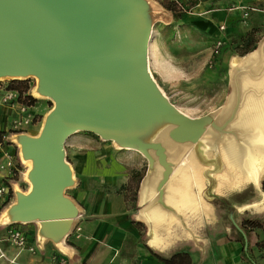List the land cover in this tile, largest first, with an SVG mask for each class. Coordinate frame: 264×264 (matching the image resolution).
Returning a JSON list of instances; mask_svg holds the SVG:
<instances>
[{"label":"crops","instance_id":"1","mask_svg":"<svg viewBox=\"0 0 264 264\" xmlns=\"http://www.w3.org/2000/svg\"><path fill=\"white\" fill-rule=\"evenodd\" d=\"M199 3L194 7H199ZM205 3L208 6L197 9L196 14L205 18L198 22V26L211 31L212 36L220 35L218 26L224 24L226 29L222 35L235 40V35H241V31L236 33L235 30H246L252 24L249 18L247 22L245 20L246 28L241 21L236 23L241 20L244 9H228L230 5L240 3L252 8L254 2L250 0H211ZM252 13L248 11V16ZM260 17L264 21V14ZM150 53L153 68L157 56L152 48ZM222 56L216 58L215 64ZM163 65L167 68L169 63ZM229 82L232 83V92L223 102V106L231 103L225 119H228L225 139L218 143L223 146L216 145L213 157L209 159L212 167L208 172L200 168L190 172L183 161L178 167H165L160 174H157V168H153L144 175L137 188L136 200L131 201L125 198L129 177L121 176L124 157L115 153L108 155L104 145L99 144L100 151L85 150L78 155L76 144L92 142H69V150L74 154L75 177H81V183L73 185L68 197L74 215L55 220H0L1 251L9 258L15 257V264H51L54 255L63 257L67 264H168L163 259L175 253H187L190 264H253L243 256L246 242L254 262L264 264V189L261 186L264 142L260 137L264 131L240 122L244 108L250 107L251 98L264 94V75H233ZM5 113L3 110L0 122ZM234 116H237L236 120L228 124ZM210 125L219 129L217 124ZM228 143L241 147L238 162H234L231 152L225 150ZM255 147L256 150L252 151ZM184 155L188 156L189 152ZM16 185L15 181L12 192L16 197L10 199L6 211L16 210L19 197L31 192L29 188L28 192L19 194ZM154 212L160 213L166 223L161 239L153 228ZM244 220L260 223V227L248 229L246 240L240 234ZM10 226L24 231L34 253L28 250L18 252L3 240ZM0 264L12 263L0 257Z\"/></svg>","mask_w":264,"mask_h":264},{"label":"water","instance_id":"2","mask_svg":"<svg viewBox=\"0 0 264 264\" xmlns=\"http://www.w3.org/2000/svg\"><path fill=\"white\" fill-rule=\"evenodd\" d=\"M117 10L122 8L106 1L100 6L91 0H0V70L40 73L42 81L39 86L42 93H50L56 101L55 109L48 116L50 118L65 107L64 90H67L71 80H79L76 66L78 50L85 53L91 47L106 44L112 46L114 52L95 56L89 67L90 80L106 95L100 109H113L107 120L101 119L98 122L101 127L108 129L122 123L129 129V142H119L121 146L137 147L140 150L155 148L161 163L170 169L163 161L164 157L159 154L163 147L156 142L140 140L138 135L130 130L131 125L134 121L143 125L154 120L161 121L157 118L158 113L167 118V123H178L181 128L183 125L194 123L176 114L167 98L152 82H134L128 92L124 93L102 76L104 71L112 73L125 67L124 74L132 79L137 78L141 72L136 62L131 61L128 42L112 22V13ZM68 16L75 20L74 29L67 27ZM144 43L143 37V63L146 62ZM60 51L63 56L71 58L68 66L67 60L61 61ZM50 61L54 62L55 66H46ZM64 65L63 69H59ZM142 68L145 69V65ZM138 96L145 98L149 109L148 113L141 117L133 108L134 99ZM159 125L162 126V123ZM49 130L36 142H32V148L29 150L37 157L36 169L34 165L30 174L34 177V170L37 172V184L33 185L28 195L20 196L27 199L25 214L31 219L26 221L67 219L74 215L73 204L63 195L70 181L62 183L64 167L68 166L64 161L62 145L65 138L74 131L87 129L66 123L57 134ZM66 206L72 211L68 216L63 215ZM56 214L61 216H53ZM47 215L53 217L49 218ZM246 247L245 242L244 248Z\"/></svg>","mask_w":264,"mask_h":264},{"label":"rangeland","instance_id":"3","mask_svg":"<svg viewBox=\"0 0 264 264\" xmlns=\"http://www.w3.org/2000/svg\"><path fill=\"white\" fill-rule=\"evenodd\" d=\"M146 1L149 8L142 13L145 42L144 57L146 61L149 59V47L152 48L157 56L155 66L151 67L153 77L159 84L161 91L167 96V101L172 105V108L175 110L174 112L196 124L199 131L197 134H191L179 140L173 136V133L180 131L181 125L178 123H167L166 139H168L167 143L169 145L157 140H144V142H156L162 147L165 146L166 156L163 161L167 163L169 168L178 167V163L183 161L186 163L184 166L196 163L200 169L208 172L209 167L212 166H209V162L207 161L213 157L212 153L216 150V145L220 147L219 141L225 139V123L228 119L221 122L218 114L225 98L229 97L232 92V83L230 84L229 82L230 77L241 74L264 75V21L260 17L261 14H264V0H250L254 2V7L252 8L241 3L237 4L240 7L247 8L244 11L248 10L253 13L247 18L242 15L241 20L236 21V23L241 21L244 28H246V22L249 18L252 24L246 30L244 28V30H235L236 33L241 31V35H235V40L232 37L231 42L234 44L238 36H243L240 40L241 46L235 47L231 45L217 64L215 62L210 63L209 61L210 48L215 36L210 34L211 31L209 32V30L198 26V22L205 18H200L201 16L196 14L197 9L208 6V3H205V1L209 2L211 0H199L200 6L191 8L180 19L172 18L171 12L163 7V0ZM174 1L177 2L180 8H186L189 0ZM245 48L248 49V52L242 55L241 52ZM250 55H252L250 59L251 62L253 61L254 68L244 65V62L241 63V61H246V58ZM234 59L241 63L234 66L235 68L232 67ZM158 63L160 66L156 67ZM166 63H169L167 68L163 65ZM12 79L26 80L29 92L36 97L34 98L35 119L31 125L24 128L23 132L18 135L24 138L27 133L32 132L34 137H37L39 136L38 131L42 124L45 123L48 116L55 109L56 101L52 97L42 95L39 81L34 76L27 78H3L0 79V86L8 84ZM236 118L237 116H234L228 124L235 121ZM210 124H217L216 126L219 129L213 128ZM252 126L254 128L260 127L264 131V128H262L264 127L263 121L258 123V125ZM8 137L11 138L12 136L8 134ZM16 137L17 135L12 137V142H15L14 147L19 168L16 189L21 194L28 192L29 188L32 191L33 184L30 181V174L34 169V164L29 165L25 160L21 148L16 143ZM260 137L261 142H264V134H261ZM69 142H92L89 144H76L75 150L78 155L85 150L100 151L102 147L97 148L99 144V146L104 145V149L108 152V155L115 153L124 157L125 159L122 160L124 169L121 170V176L127 175L129 177L127 184L128 182L130 184L131 176H134L131 190L126 193L127 198L131 197L136 185H139L149 170L157 168V174H160L161 170L165 168L155 148L140 150L137 147H123L119 142L105 139L91 131L76 130L65 138L62 145L64 161L74 173L73 179L63 192L64 197L70 202L72 201L68 197H70V192L73 190V185L80 184L81 177H75V165L72 159L74 154L69 150ZM214 144L215 147L213 146ZM198 146L201 147L200 152ZM188 152V156H183V154ZM181 156L183 158H180ZM136 173L137 175H133ZM193 181L191 179L190 183H193ZM188 186L192 187V184H188ZM14 196L16 197L14 192H11L9 199L0 206V218L2 213L9 207L11 198ZM6 225H4L3 229Z\"/></svg>","mask_w":264,"mask_h":264},{"label":"bare ground","instance_id":"4","mask_svg":"<svg viewBox=\"0 0 264 264\" xmlns=\"http://www.w3.org/2000/svg\"><path fill=\"white\" fill-rule=\"evenodd\" d=\"M93 3L103 6L106 2H111L117 7H121L122 10H117L112 13V22L115 26H117L120 30L121 35L126 39V41L129 44L130 47V55H131V61L132 63L136 62V64L140 67V75L132 79L129 76H126L124 74L125 68H120L116 70L115 72L108 73L104 71L102 73V76L109 80L112 84L117 86L120 90H122L124 93H127L130 86L134 82H152L155 86V88L162 93L166 98L167 96L161 91V88L155 78L153 77L151 73V57H150V47H149V59L145 63L142 62L141 59V52L143 48V37H144V25H143V18L142 13L145 12L149 5L147 4L146 0H91ZM64 20V19H63ZM75 20L72 19V17L67 18L68 25L67 27H72L74 29V22ZM69 30V29H67ZM114 52V49L112 46L106 44V45H99L96 47L89 48L85 53L83 51L78 50V59L76 60V66L79 72V80H71L70 84L67 87V90H64V102L66 103L65 107L60 109L53 117L48 118V120L45 121L44 124H42L40 130L38 131L39 136L34 137V134L27 133L24 138H22L20 135H17L16 137V143L22 150V155L24 156L25 160L29 165H35L36 169V162L37 157L29 152V150L32 148V142H36L40 136H42L46 131H53V133H58L60 130L63 129L64 125L66 123L69 124H76L80 125L83 128L92 131L93 133L105 138V139H111L116 142H129V135H128V128L124 126L122 123L118 124L113 129H108L101 127L99 124V120H107L110 116L111 112H113V109L110 107L102 111L100 109V104L105 98L104 92L99 89L91 80L89 77V67L90 63L93 60V58L97 55L103 54V53H112ZM61 61L67 60V66L70 63V57H66L62 55V51L59 53ZM251 56L246 58V61H241V63L244 62V65L246 66H253V61L251 62ZM131 63V64H132ZM238 61L236 59L233 60L232 67L238 65ZM239 63V64H241ZM49 65L50 67L52 65L55 66L54 62H47L46 66ZM66 65V64H65ZM65 65L62 68L65 67ZM145 65V69L142 68V66ZM235 68V67H234ZM118 72V73H116ZM34 76L38 79V81L41 83L42 76L40 73L36 71H7V70H0V79L3 78H27ZM46 92V91H45ZM43 93L42 95L51 97V94L49 93ZM250 107H245L243 110V113L240 117V122H242L243 125H246L247 123H250L252 125L256 123H260L261 121L264 122V94H262L258 98H251L250 101ZM145 98L142 96L135 97L133 102V108L136 110L137 114H139V117L144 116V114H147L149 109L146 105ZM231 103L230 101L227 103V105L222 106V108L219 110L218 117L221 121H224L228 114ZM157 118H160L161 121H152L146 125H143L137 121H134L131 125L130 130L133 133H136L138 135V138L140 140H157L159 142L167 143L166 139V130L168 128L167 124V118L163 116L161 113L157 115ZM242 118L244 120H242ZM162 123V126L159 124ZM199 131L198 126L196 124L192 125H183L180 131H176L173 133V136H175L177 139L182 140L185 137L191 135V134H197ZM200 146H198V150L200 152ZM225 150L228 152H231L234 162L239 161L240 151L241 147L239 144L234 143H228L226 144ZM253 150H256V147ZM160 157L166 156V148L165 146L160 149L159 151ZM239 154V156H238ZM201 156V155H200ZM201 157H204L203 155ZM209 162V161H207ZM65 171L63 174L64 180L62 183H67L71 181L74 177V173L72 172L71 168L69 166L65 165ZM185 168L187 170L196 172L199 169L198 164L192 163L191 165H186ZM35 172V173H34ZM34 177L30 175V181L35 186L37 175L36 171L34 170ZM184 171H182L183 173ZM32 173V174H33ZM184 181L187 182V179L184 178ZM20 200V201H19ZM18 200V205L16 210L8 209L4 214H2L0 220L6 221L9 218L17 221H26L30 220L31 218H28L25 214V207H26V200L25 197H20ZM71 208L65 207V212L63 215L68 216L71 214ZM49 216V215H47ZM53 216H61V214H56ZM53 216H49L53 217ZM152 221H153V228L155 230V234L157 237H161L162 233L166 230V223L164 221L163 216L160 213L154 212L152 214ZM161 239V238H160ZM164 244V243H163ZM162 245V244H161ZM165 245V244H164ZM159 246V244H158Z\"/></svg>","mask_w":264,"mask_h":264},{"label":"built area","instance_id":"5","mask_svg":"<svg viewBox=\"0 0 264 264\" xmlns=\"http://www.w3.org/2000/svg\"><path fill=\"white\" fill-rule=\"evenodd\" d=\"M247 9L244 7L231 5L229 10ZM242 15L248 16L245 10ZM226 29L224 24L218 26L220 35L216 36L210 48V63L219 58L225 42L222 32ZM33 94L29 88L22 90L18 87L9 86L8 84L0 86V117L4 110L5 118L0 122V206L9 199L12 192V185L16 181L19 168L16 160L15 142L8 137V134L16 136L23 132L24 128L31 125L35 119V103ZM33 99V100H32ZM10 246L19 251L28 250L34 253V247L28 245L27 237L24 231L16 226H10L6 229L4 239ZM0 257L5 258L9 263L15 264V257H7L0 249ZM51 264H67L63 257L54 255L51 257Z\"/></svg>","mask_w":264,"mask_h":264},{"label":"trees","instance_id":"6","mask_svg":"<svg viewBox=\"0 0 264 264\" xmlns=\"http://www.w3.org/2000/svg\"><path fill=\"white\" fill-rule=\"evenodd\" d=\"M198 2H199V0H189L186 8H180L178 6L177 2H175L174 0H163L162 1V5H163V7L166 10L171 12V15H172L173 19H180L183 16H185L187 14V12H189L190 9L192 7H194ZM242 37H241V39H242ZM230 39H227V37H225V42H224V45H223V48H222L220 56H222L225 53V51L231 47V45H234L235 47L241 46V43H240L241 39L238 38L237 40H238L239 43L235 42L234 44H232ZM247 52H248V49L245 48L241 52V54L243 55V54H245ZM26 83H27L26 80L24 81V80H19V79H12V80H10L8 82V85L9 86L18 87V88H20L22 90H26L28 88ZM133 175H137V173L133 174ZM133 177L134 176H131V182H130V184L128 182V184L126 186V189H127L126 193L129 190H131ZM135 177H137V176H135ZM137 186H138V184L136 185V188L132 192L131 197L127 198V194H125V198L126 199L131 200V201H135L136 200V194H137V188H138ZM261 186L264 189V177H263V179L261 181ZM254 227H260V223L257 222V221H254V220H244L243 223H242V228L243 229L240 231L241 238L246 240L247 239V231H248V229H252ZM243 256H244V258L250 260L253 264H256L254 262V260L252 259L250 253H249L248 247H246V249L243 250ZM163 260L166 263H168V264H190V257H189V255L187 253H175V254L171 255L169 258H164Z\"/></svg>","mask_w":264,"mask_h":264}]
</instances>
